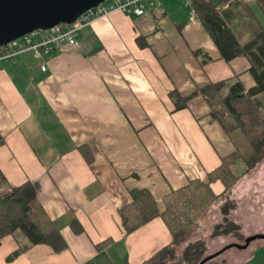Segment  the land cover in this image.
Wrapping results in <instances>:
<instances>
[{"label": "crops", "instance_id": "crops-1", "mask_svg": "<svg viewBox=\"0 0 264 264\" xmlns=\"http://www.w3.org/2000/svg\"><path fill=\"white\" fill-rule=\"evenodd\" d=\"M216 1L241 44L263 29L264 0ZM160 2L141 16L117 11L96 20L81 30L76 49L50 54L45 71L32 55L0 67V170L11 186L34 183L38 222H50L66 242L56 251L31 245L20 233L7 235L0 264H138L169 245L172 234L162 218L125 233L119 209L130 191L148 189L164 208L167 193L207 180L236 150L201 93L182 109L172 94L188 97L231 79L249 89L255 85L250 61L225 60L201 21L191 19L187 0ZM263 165L264 159L246 172L239 159L232 166L241 178L231 199L241 205L228 212L245 239L226 247L221 264H264V237L253 238L264 235V214L256 213V195L247 191ZM212 188L225 190L221 181ZM208 212L216 210L202 216V227ZM75 219L81 233L72 228ZM108 238L113 241L98 249Z\"/></svg>", "mask_w": 264, "mask_h": 264}, {"label": "trees", "instance_id": "trees-1", "mask_svg": "<svg viewBox=\"0 0 264 264\" xmlns=\"http://www.w3.org/2000/svg\"><path fill=\"white\" fill-rule=\"evenodd\" d=\"M188 1L225 60L230 62L240 55L248 58L255 85L246 89L241 81L231 79L208 84L188 97L173 91L176 109L186 107L190 98L201 93L213 116L233 138L236 150L222 158L221 164L209 172L207 180L193 179L167 193L163 199L164 208L159 207L148 189L130 191V201L119 209L125 233L130 234L153 219L162 218L172 234L169 245L138 264H169L173 261L176 248L199 230L205 211L240 180L241 176L232 170L233 164L243 159L247 164L246 172H250L264 159V27L250 42L241 44L222 14V3ZM217 181L225 186L222 194H216L212 188V183ZM37 206V189L33 182L11 186L0 170V245L5 236L20 233L31 245L47 243L56 251L66 247L62 235L50 222H38ZM72 228L76 233L83 231L76 219ZM112 241L108 238L97 244V248L103 249ZM192 248L191 245L186 248L184 258ZM22 251L16 250L7 260L12 261Z\"/></svg>", "mask_w": 264, "mask_h": 264}, {"label": "built area", "instance_id": "built-area-1", "mask_svg": "<svg viewBox=\"0 0 264 264\" xmlns=\"http://www.w3.org/2000/svg\"><path fill=\"white\" fill-rule=\"evenodd\" d=\"M160 6V0H106L82 13L72 24L59 23L46 30L38 29L0 46V67L21 56L32 55L41 60V68L45 71L46 58L63 46L76 49L81 30L96 20L109 17L117 11L141 16ZM191 19H197L194 10Z\"/></svg>", "mask_w": 264, "mask_h": 264}, {"label": "rangeland", "instance_id": "rangeland-1", "mask_svg": "<svg viewBox=\"0 0 264 264\" xmlns=\"http://www.w3.org/2000/svg\"><path fill=\"white\" fill-rule=\"evenodd\" d=\"M247 148L249 149V147ZM257 172H254L253 176L251 175L254 179L253 181L249 179L251 186H248L247 191L256 195V201L254 202L256 213L262 212L264 214V165ZM257 195H260V197ZM232 196V190L226 192L205 211L204 214L210 209L214 208L216 210V212H208L211 216L203 227L201 219L199 230L183 243L185 244V249L183 244L176 248V257L169 264H201L204 260H207L204 264H221L225 256L229 254L225 250L226 247L232 243H243L245 234L241 232V225L231 224L233 218L231 217V212H228L230 209L240 208L241 205V202L233 201ZM257 209L259 212H257ZM220 210L224 212H220ZM261 218V216H255L254 222L260 221ZM215 221L218 225L213 224ZM245 231L250 232L251 229L246 230L245 228ZM255 236L262 235L255 234ZM189 245L193 248L189 255L186 256L185 254L184 258V252ZM221 250H223L222 253Z\"/></svg>", "mask_w": 264, "mask_h": 264}, {"label": "water", "instance_id": "water-1", "mask_svg": "<svg viewBox=\"0 0 264 264\" xmlns=\"http://www.w3.org/2000/svg\"><path fill=\"white\" fill-rule=\"evenodd\" d=\"M104 1L0 0V46L38 29L46 30L59 23L72 24L82 13ZM258 237L264 235L253 238Z\"/></svg>", "mask_w": 264, "mask_h": 264}]
</instances>
